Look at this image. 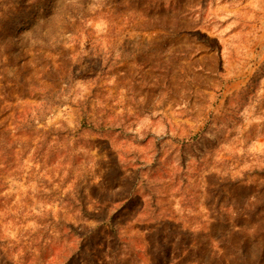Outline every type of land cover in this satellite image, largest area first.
I'll return each mask as SVG.
<instances>
[{
	"label": "rangeland",
	"instance_id": "rangeland-1",
	"mask_svg": "<svg viewBox=\"0 0 264 264\" xmlns=\"http://www.w3.org/2000/svg\"><path fill=\"white\" fill-rule=\"evenodd\" d=\"M0 264H264V0H0Z\"/></svg>",
	"mask_w": 264,
	"mask_h": 264
}]
</instances>
